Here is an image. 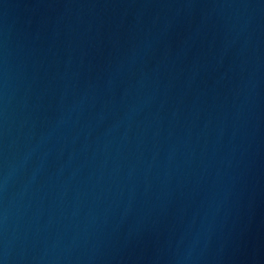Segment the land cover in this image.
Wrapping results in <instances>:
<instances>
[{"label":"water","instance_id":"water-1","mask_svg":"<svg viewBox=\"0 0 264 264\" xmlns=\"http://www.w3.org/2000/svg\"><path fill=\"white\" fill-rule=\"evenodd\" d=\"M0 264H264V0H0Z\"/></svg>","mask_w":264,"mask_h":264}]
</instances>
